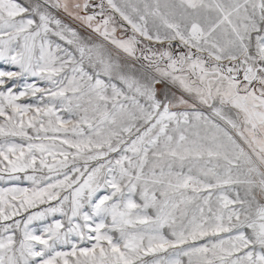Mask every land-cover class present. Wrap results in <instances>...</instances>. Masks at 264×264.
<instances>
[{
	"label": "snow or ice",
	"instance_id": "snow-or-ice-1",
	"mask_svg": "<svg viewBox=\"0 0 264 264\" xmlns=\"http://www.w3.org/2000/svg\"><path fill=\"white\" fill-rule=\"evenodd\" d=\"M0 264H264V0H0Z\"/></svg>",
	"mask_w": 264,
	"mask_h": 264
},
{
	"label": "rangeland",
	"instance_id": "rangeland-1",
	"mask_svg": "<svg viewBox=\"0 0 264 264\" xmlns=\"http://www.w3.org/2000/svg\"><path fill=\"white\" fill-rule=\"evenodd\" d=\"M0 186H3L2 184H0Z\"/></svg>",
	"mask_w": 264,
	"mask_h": 264
}]
</instances>
